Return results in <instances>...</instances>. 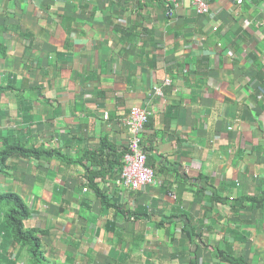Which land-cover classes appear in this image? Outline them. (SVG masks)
<instances>
[{"label":"crops","instance_id":"0c3cea01","mask_svg":"<svg viewBox=\"0 0 264 264\" xmlns=\"http://www.w3.org/2000/svg\"><path fill=\"white\" fill-rule=\"evenodd\" d=\"M209 3L0 0V146L62 153L0 174L43 232L32 258L0 227V264H264V202L246 198L264 193V0ZM133 107L157 183L130 191Z\"/></svg>","mask_w":264,"mask_h":264},{"label":"trees","instance_id":"16d2710c","mask_svg":"<svg viewBox=\"0 0 264 264\" xmlns=\"http://www.w3.org/2000/svg\"><path fill=\"white\" fill-rule=\"evenodd\" d=\"M125 151L126 150L121 151L122 156L125 154ZM53 156L62 158V153L46 148L41 143H30L16 136H6L2 138V143L0 146V174L6 175L10 173L11 165L8 163V161L15 157L26 159L34 158L40 160L43 158H52ZM119 162L120 159L115 157V159L108 163V167L110 168L111 165L114 164L117 168ZM100 165L105 169L106 173L107 169L105 167V163L101 162ZM121 167L123 168V165ZM90 178L92 179L93 177L91 176ZM90 182L92 185L95 183L93 180ZM94 186L98 192V195L105 203L108 200L106 194L98 184H94ZM246 198L250 202H253V200L254 202L258 200L260 203H263L264 193L261 198ZM243 201L244 198H241L237 201V203L240 204ZM118 206L119 204L116 203V207ZM31 214L32 212L30 206L20 193L14 190H2L0 187V227L3 231H5V233L8 234L12 242L17 243L21 247H27L32 258H38L42 253L41 234H43V232H41L36 227H27V221L30 219ZM223 254H225V257L231 263L242 264L243 259L240 256L235 255L234 250L232 252H223Z\"/></svg>","mask_w":264,"mask_h":264},{"label":"built area","instance_id":"2783aa9c","mask_svg":"<svg viewBox=\"0 0 264 264\" xmlns=\"http://www.w3.org/2000/svg\"><path fill=\"white\" fill-rule=\"evenodd\" d=\"M170 5H179L190 1L197 12L207 14L210 11L209 0H159ZM170 83V80H165ZM155 92L163 95L160 88ZM149 121V112L141 107H133L129 113L131 139L124 154L123 168L121 169L118 184L124 188L135 191L149 184H156L157 178L154 169L149 165V153L143 141V132Z\"/></svg>","mask_w":264,"mask_h":264}]
</instances>
